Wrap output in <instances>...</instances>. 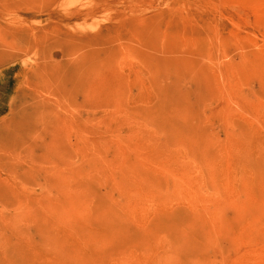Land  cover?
I'll return each mask as SVG.
<instances>
[{"label":"rangeland","instance_id":"1","mask_svg":"<svg viewBox=\"0 0 264 264\" xmlns=\"http://www.w3.org/2000/svg\"><path fill=\"white\" fill-rule=\"evenodd\" d=\"M0 264H264V0H0Z\"/></svg>","mask_w":264,"mask_h":264}]
</instances>
